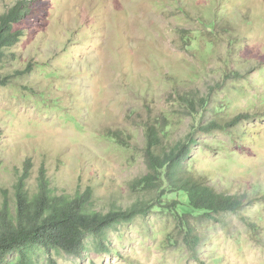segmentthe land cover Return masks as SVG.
Instances as JSON below:
<instances>
[{
  "label": "rangeland",
  "instance_id": "obj_1",
  "mask_svg": "<svg viewBox=\"0 0 264 264\" xmlns=\"http://www.w3.org/2000/svg\"><path fill=\"white\" fill-rule=\"evenodd\" d=\"M16 2L0 0V14ZM29 3L21 41L0 67L10 80L0 86V202L5 193L13 198L31 162L32 193L44 170L57 195L91 191L92 209L102 213L130 207L131 184L149 171L145 125L170 119L174 126L155 147L169 151L190 128L180 96L195 91L210 98L208 117L221 113L213 103L227 99L212 120L248 115L229 134L199 131L193 146L192 170L216 191L246 199L225 223L201 227L204 262L170 218L153 212L112 232L108 253H97L89 239L79 258L52 257L58 264H213V257L216 264H264V0ZM197 34L202 47L199 40L186 49L184 40ZM193 73L203 75L194 84L187 81ZM112 132L129 147L105 138Z\"/></svg>",
  "mask_w": 264,
  "mask_h": 264
},
{
  "label": "trees",
  "instance_id": "obj_2",
  "mask_svg": "<svg viewBox=\"0 0 264 264\" xmlns=\"http://www.w3.org/2000/svg\"><path fill=\"white\" fill-rule=\"evenodd\" d=\"M29 6V0H17L0 14V67L21 41L24 32L18 30V26L27 17ZM195 36L189 39L190 42H185L183 37L186 49L199 40L202 47L200 37L198 34ZM230 75L236 76L234 72ZM201 76L193 73L187 81L194 84ZM8 84L9 76L0 72V86ZM180 98L178 105L190 117V128L169 151L157 154L155 147L174 125L167 123L170 119L166 115L145 125V155L149 171L131 184V191L136 192V201L128 208L115 207L107 213L95 211L92 209L91 191L75 196L57 195L44 170L40 171L36 192L32 193L27 186L31 166L28 162L14 185L13 198L5 193L0 202V264H36L43 256L47 257V264H58L52 257L54 252L79 258L87 251L89 239L97 253H108L112 232L118 233L120 227L133 225L137 220L147 218L151 212L170 218L177 237L188 245L192 257L203 263L198 254L206 251L208 238L200 234L203 231L201 227L225 223V218L240 212L246 199L238 194L216 191L202 174L193 171L191 166L196 157L193 146L198 143L199 131L210 133L220 127L229 134L248 115H238L226 124L218 123L212 118H217L229 107L227 99L222 100L225 104L213 103L215 114L221 113L208 117L207 113L212 115L208 109L211 102L208 95L199 96L195 91H188ZM105 135L120 147H129L119 132ZM3 137L4 132L0 128V145ZM212 261L216 264L219 258L213 257Z\"/></svg>",
  "mask_w": 264,
  "mask_h": 264
}]
</instances>
